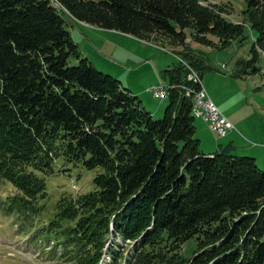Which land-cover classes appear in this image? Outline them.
Instances as JSON below:
<instances>
[{
    "label": "trees",
    "instance_id": "trees-1",
    "mask_svg": "<svg viewBox=\"0 0 264 264\" xmlns=\"http://www.w3.org/2000/svg\"><path fill=\"white\" fill-rule=\"evenodd\" d=\"M246 1L254 47L264 45V0ZM200 2L0 0V212L22 229L40 216L54 234L44 245L64 262L264 264V170L228 148L201 151L186 92L199 86L189 70L179 63L163 71L174 88L156 120L82 55L68 29L78 21L147 42L161 34L183 47L176 55L202 78L185 31L218 35L224 49L246 40V27ZM58 162L102 171L94 191L62 195L45 219L46 177Z\"/></svg>",
    "mask_w": 264,
    "mask_h": 264
},
{
    "label": "rangeland",
    "instance_id": "rangeland-1",
    "mask_svg": "<svg viewBox=\"0 0 264 264\" xmlns=\"http://www.w3.org/2000/svg\"><path fill=\"white\" fill-rule=\"evenodd\" d=\"M200 3L214 12L215 15L223 17L235 25L246 27V40L241 43L240 40L234 41L224 49L219 48L220 37L218 35L205 34L204 38L195 39L191 36L190 30L185 31L187 35L185 44L202 60L203 68L205 67L202 70V84L209 93L212 92L220 98L221 108L218 107L220 111L233 112L238 117L250 119L252 123H256L258 126L260 134L257 135L243 133L244 131L241 132L237 129L238 139L241 140L242 138L248 144H261L260 141L264 138L262 131L264 130V45L254 47L258 34L255 30L250 29L248 24L250 18L244 15V11L248 8V2L246 0H214L213 3L212 0H205V2L203 0ZM219 4L230 5L232 10H220L216 8ZM68 29L71 30V25ZM74 36L75 41L80 45H78L80 52H88L86 48L89 45V40L92 42L94 39L92 35L85 31L83 33L76 30ZM84 38L88 44L84 43ZM147 40L149 42H144L156 46L159 50L143 44L136 46L132 42H129L128 45L125 43L119 45L118 42H112L113 45L112 43L108 44L104 51L109 55L103 54L110 61L117 60V66L113 68L101 61L97 62L99 64V69H97L95 63L86 58L99 72L110 75L119 81L122 78L123 80H121L125 84L137 88L136 90L145 89L144 95L153 106L158 107L164 104L162 113L153 115L156 120H162L170 103L169 98L156 99L146 89L151 86L150 80L155 76L158 81L154 83L158 85L159 82H164L162 74L166 69L163 68L168 64L172 67L180 63L172 54H176L183 47L179 46L177 41L170 40L161 34L151 35ZM113 51L117 52L114 55L115 59L110 56ZM136 53L144 54L147 58L152 57L153 60L128 70L124 66H133L134 62H138L135 58ZM120 62H127L128 65L122 66V64L120 66ZM183 65L189 70L190 75V67ZM115 71L118 73H114ZM195 126L197 128L196 137L200 141V148L203 153L204 149L209 148L216 141L226 145L229 143V139L218 138L202 119L196 118ZM233 154L246 157L234 152ZM101 171V169L87 170L82 166L58 162L55 174L46 177L48 198L45 202L46 209L43 217L45 219L50 218V212L54 210L62 195L80 196L94 191V179ZM6 190L0 189V193ZM33 223L32 227L22 229L13 224V217L4 216L0 212V264H72L60 259V252L55 256L51 253L50 248H46L45 245L53 239L54 234L44 230V223L40 220V216L36 217ZM196 242V239H192L185 244L183 252L185 257L190 258L192 256ZM51 245L53 244L51 243Z\"/></svg>",
    "mask_w": 264,
    "mask_h": 264
},
{
    "label": "crops",
    "instance_id": "crops-1",
    "mask_svg": "<svg viewBox=\"0 0 264 264\" xmlns=\"http://www.w3.org/2000/svg\"><path fill=\"white\" fill-rule=\"evenodd\" d=\"M201 1H203V0H201ZM70 25H71L70 32H71V35H72L74 41H75L74 33L76 32V30H78L79 32H83V33H84V31L87 32V33H90L92 35V37L94 38V39H92V42L89 40V45L86 48V49H88L87 50L88 52H83L82 51V55L84 57H87L89 60L93 61L95 63V65L97 66V69H99L98 68L99 67L98 63L101 62V61L106 62L107 63L106 65H109L112 68L117 66V63H118L117 60L110 61V60L106 59V57L104 55V54H106V52L104 51L105 47L108 46V44H110L112 42H118L119 45H121V43H125V44L128 45L129 42H132L133 44H136V46H138V44H143V45L151 46V47H154V48L158 49L156 46H154V45H152L150 43L144 42V41L139 40V39H137L135 37H132L130 35H126V34H123V33L117 32V31L103 30V29H100V28H96V27L85 25V24H83L81 22H78V21H71ZM84 43L88 44V41L86 40V38H84ZM112 45H113V43H112ZM116 49H117V47H116ZM180 51H182V50H180ZM180 51H178V52H180ZM116 53H117L116 51H113L112 54H110V56L113 59H115L114 55H116ZM92 54L94 56H91ZM106 55H109V54H106ZM172 55H175L177 60L179 61L180 55H176V54H172ZM150 56H152V54H150ZM135 58L138 60V62H134L133 66H130V65L129 66H124V65H128V64H126L127 62H120L119 65L121 66L123 64L122 66L127 67V69L129 70V69L137 68V67H139V66H141L143 64H146V63H148V62L153 60L152 57L151 58H147L144 54H137V53L135 54ZM129 61H130V59H129ZM160 64L162 65L161 61H160ZM169 67H171L170 64L165 66L163 69H168ZM114 73H118V71H115ZM121 79H120V81L122 82L123 86L125 88H127L128 90H130L134 95L138 96L139 99L142 101L144 107L148 111H150L152 113V115H158V114L162 113V111L164 109V104H163V106L159 105L158 107L153 106L150 103V101L147 100V98L144 95L145 94V89L136 90L137 88H135L133 86H130L128 84H125L122 81L123 79L122 80ZM202 79H203V76H202ZM156 81H158V79L155 76V78H152V80H150V82L152 83L151 85H157L156 83H154ZM160 83H165V82H159L158 84H160ZM146 91H147V89H146ZM207 93L209 94V96L212 99V101L219 108H221V100H220V98H218V96L216 94H213L212 92L209 93L207 91ZM221 112L224 114L225 117H227L233 123V125L235 126V130L229 132V134L226 137H224L226 140L229 139V143L227 145L225 143L222 144L220 141L219 142L216 141L209 148L204 149V153L207 154V155H212V154H216L217 152H220L222 149L228 148L231 151H233L234 153H237V154H240V155H244L246 157L254 158L256 160L258 166L261 169L264 170V141H263L264 138L260 141L261 144H248V143H246V141L242 140V138L240 140L237 137L238 136L237 135L238 130L241 131V132L244 131L243 133L247 132L250 135H252V134L257 135L258 133L260 134V131H259L258 126L256 125V123H252L250 121V119H247L245 117H238L233 112H230V111H227V110H222ZM262 131L264 132V130H262ZM262 131H261V133H262Z\"/></svg>",
    "mask_w": 264,
    "mask_h": 264
},
{
    "label": "built area",
    "instance_id": "built-area-1",
    "mask_svg": "<svg viewBox=\"0 0 264 264\" xmlns=\"http://www.w3.org/2000/svg\"><path fill=\"white\" fill-rule=\"evenodd\" d=\"M182 63H184L181 60ZM187 65L186 63H184ZM188 66V65H187ZM190 67V66H189ZM191 74L189 75V81L198 85V89H186L187 95H192V98H200V107L196 110L199 113L201 119L207 123L209 129L214 132L219 138L226 137L229 132L235 130L233 123L222 114L218 106L212 101L206 89L202 85L200 75L191 67ZM173 86H169L166 83H160L158 85H151L147 91L157 99H165L169 97L170 90ZM185 89V88H184Z\"/></svg>",
    "mask_w": 264,
    "mask_h": 264
},
{
    "label": "bare ground",
    "instance_id": "bare-ground-1",
    "mask_svg": "<svg viewBox=\"0 0 264 264\" xmlns=\"http://www.w3.org/2000/svg\"><path fill=\"white\" fill-rule=\"evenodd\" d=\"M212 1L214 3V0H212ZM204 2H205V0H204ZM193 102H194L193 109H199V107H200V98H194ZM193 114H194L195 118L201 119V117L199 116V113L196 110H193Z\"/></svg>",
    "mask_w": 264,
    "mask_h": 264
}]
</instances>
